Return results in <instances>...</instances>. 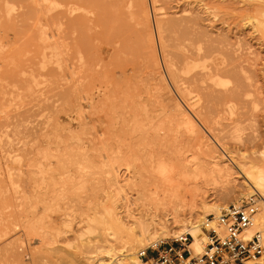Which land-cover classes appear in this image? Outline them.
<instances>
[{
    "label": "rangeland",
    "instance_id": "1",
    "mask_svg": "<svg viewBox=\"0 0 264 264\" xmlns=\"http://www.w3.org/2000/svg\"><path fill=\"white\" fill-rule=\"evenodd\" d=\"M263 12L264 0H0V264H133L104 231L87 232L88 217L100 213L95 205L107 193L123 213L136 214L146 185L161 186L168 177L172 185H163L170 205L157 211L159 218L194 215L211 205L221 211L251 196L256 214L262 212L264 197L247 193L235 170L228 182L215 185L202 179L194 185L157 170L199 156L192 123L201 125L203 141L227 149L236 161L263 151ZM177 25L182 31L188 26L190 34L183 36ZM190 74L201 76L195 81ZM189 76L196 86L187 83ZM187 87L193 88L189 97ZM159 190L154 197H162ZM66 213L69 230L60 225ZM259 226L255 230L264 237ZM58 230L62 235L56 236ZM151 240L131 245V253Z\"/></svg>",
    "mask_w": 264,
    "mask_h": 264
},
{
    "label": "bare ground",
    "instance_id": "2",
    "mask_svg": "<svg viewBox=\"0 0 264 264\" xmlns=\"http://www.w3.org/2000/svg\"><path fill=\"white\" fill-rule=\"evenodd\" d=\"M110 3V2H109ZM142 3V2H141ZM103 10V9H102ZM114 15H116V14H114ZM113 15V16H114ZM112 16V17H113ZM145 17V16H144ZM140 18H141V16H140ZM171 18H173L172 16H171ZM184 18V17H183ZM193 18V17H192ZM196 18V17H195ZM108 19V18H107ZM135 19V18H134ZM202 20V19H201ZM112 21H113V19H112ZM180 21V20H179ZM184 22L186 21V19L185 20H183ZM183 21H181V22H183ZM258 21L261 23V24H264V12L263 13H260V14H258ZM190 22H191V20H190ZM146 23L148 24V21H147V18L145 17V18H143L142 19V24H143V26L144 27H146ZM169 23V22H168ZM172 23V22H171ZM170 23V24H171ZM176 23V22H175ZM177 23H179V22H177ZM186 23H188V21H186ZM139 24H140V22H139ZM166 24V23H165ZM164 24V25H165ZM180 24V23H179ZM178 24V25H179ZM177 25V26H178ZM185 25V24H184ZM183 25V26H184ZM187 25V24H186ZM190 25V24H189ZM191 25H192V23H191ZM173 24H171V26L170 27H172V29H173ZM194 26V25H193ZM166 30H171V29H169L170 27L168 26L167 28L165 27V26H163ZM178 27H180V26H178ZM185 28H183V30L185 29V31H186V28L188 27H186V26H184ZM161 28V30H160V33H162V32H164L163 31V29L164 28H162V27H160ZM159 28V29H160ZM175 28H176V26H175ZM182 27H180V29H181ZM143 29V28H142ZM188 29V28H187ZM199 29V28H198ZM174 30V29H173ZM190 30V29H189ZM76 31V30H75ZM142 31V30H141ZM148 31H149V29H148ZM162 31V32H161ZM180 31V33L182 34H184L183 36H185V31H182V29L181 30H179ZM200 31V30H199ZM190 32V31H189ZM166 33H167V31H166ZM177 33V32H176ZM179 33V32H178ZM188 33V31H186V35H189V34H187ZM195 33H198L197 34V37L194 35H192V37H193V39H194V41L195 40H197L198 39V35H199V32H195ZM204 33V32H203ZM164 34V33H163ZM168 34V33H167ZM175 34V33H174ZM190 35V36H191ZM210 35V34H209ZM108 36V35H107ZM166 36V35H165ZM183 36L181 37L180 36V39L182 38V43L181 44H183V41L185 40V39H183ZM174 37V36H173ZM187 37V36H186ZM189 37V36H188ZM195 37H196V39H195ZM202 37V36H201ZM163 38H164V36H163ZM170 38V37H169ZM175 38H177V37H175ZM185 38V37H184ZM217 38V37H216ZM167 39H168V37H167ZM190 39V38H189ZM223 39H224V37H223ZM145 40V39H144ZM179 40V39H178ZM187 40V39H186ZM185 40V41H186ZM191 40V39H190ZM202 40V39H201ZM220 40H221V38H220ZM64 41V40H63ZM66 41V40H65ZM163 41V40H162ZM166 41H168V40H165V42ZM171 41H173V39L171 40ZM170 41V42H171ZM203 41V40H202ZM207 41V40H206ZM210 41V40H209ZM208 41V42H209ZM222 41V40H221ZM175 42H178V41H176V39H175ZM188 42V41H187ZM191 42H193L192 40H191ZM199 42V41H198ZM211 43H212V41H210ZM216 42V40H214V43ZM217 42H219V41H217ZM223 42H224V40H223ZM164 43V42H163ZM189 43H190V41H189ZM200 43V42H199ZM202 43V42H201ZM205 43V42H204ZM58 44V43H57ZM171 44V43H170ZM193 44H195V42H193ZM152 45V44H151ZM150 45V47H152ZM163 45H165V44H163ZM174 46L175 45V43L174 44H171V46ZM178 47H179V45H180V42H179V44H176ZM175 45V46H176ZM185 45V46H184ZM187 45H189V44H183V48H187ZM205 45V44H204ZM210 45V44H209ZM218 45H220V44H218ZM137 46V45H136ZM170 46V47H171ZM180 46H182V45H180ZM191 46H192V44H191ZM191 46H189V47H191ZM207 46V45H206ZM222 46V45H221ZM225 46V45H224ZM233 46V45H232ZM240 46V45H239ZM164 47V46H163ZM188 47V48H189ZM211 46H209V48H210ZM212 47H214L215 48V45L214 46H212ZM223 47V46H222ZM221 47V48H222ZM226 47V46H225ZM68 48V47H67ZM168 48H169V46H168ZM171 48H173V47H171ZM177 48V47H176ZM209 48H206V49H209ZM217 48V47H216ZM193 49V48H192ZM202 48H200V50H201ZM205 49V48H204ZM225 49V48H224ZM177 50V49H176ZM180 50V49H179ZM210 51V54H211V50H213V52H214V49L213 48H211V49H209ZM216 51H218L217 49H215ZM227 50V49H226ZM193 50H191V52H192ZM204 51V50H203ZM206 51V50H205ZM204 51V53L203 54H209L208 53V50H207V52H205ZM228 51H230V49L228 50ZM70 52V51H69ZM167 52H169V51H166V53ZM180 52H181V50H180ZM188 52V51H187ZM63 53H64V50H63ZM130 53V52H129ZM133 52H131V54H132ZM174 53V52H173ZM173 53H171V56L169 55H167L168 57H171V58H175V56L177 55H174ZM197 53V52H196ZM123 54V53H122ZM174 55V57H172L173 55ZM182 54H183V52H182ZM193 54V53H192ZM200 55H201V53H199ZM198 54V55H199ZM205 54V55H206ZM67 55V54H66ZM188 55V54H187ZM196 55V54H195ZM91 56V55H90ZM89 56V57H90ZM190 56V55H189ZM193 56H194V54H193ZM203 56V55H202ZM240 56H242V55H240ZM239 56V57H240ZM67 57V56H66ZM132 57V56H131ZM164 57H166V56H164ZM180 58H181V56H179ZM191 57V56H190ZM195 57V56H194ZM230 57V56H229ZM231 58V57H230ZM133 59H135L134 57H133ZM168 59V58H167ZM170 59V58H169ZM195 59V58H194ZM223 59V58H222ZM232 59V58H231ZM127 60V59H126ZM197 60V59H196ZM199 60H200V58H199ZM205 60V59H204ZM207 60V59H206ZM230 60V59H229ZM233 60V59H232ZM129 61V60H128ZM127 61V62H128ZM169 62H173L172 60L170 61V60H168ZM174 61H175V59H174ZM177 61V60H176ZM227 61V60H226ZM155 62V61H154ZM165 62V61H164ZM178 62H180V61H178ZM244 62V61H243ZM242 62V63H243ZM130 63H132V62H130ZM134 63H136V62H134ZM174 63V62H173ZM224 63V62H223ZM72 64V63H71ZM128 64H129V62H128ZM133 64V63H132ZM148 64V63H147ZM217 64V63H216ZM226 64H227V62H226ZM151 65V64H150ZM154 65V64H153ZM174 65V64H173ZM147 66V65H146ZM156 66V65H155ZM176 66V62H175V65H174V67ZM236 66V65H235ZM234 66V67H235ZM243 66V65H242ZM138 67V66H137ZM177 68H178V66H176ZM175 67V68H176ZM91 68V67H90ZM134 68V67H133ZM147 68V67H146ZM224 68V67H223ZM230 68V67H229ZM244 68H245V66H244ZM67 69H68V67H67ZM69 69H71L70 67H69ZM80 69V68H79ZM136 69V68H135ZM152 69V68H151ZM237 69V68H236ZM242 69H243V67H242ZM246 69V68H245ZM244 69V70H245ZM133 70V69H132ZM177 70V69H176ZM229 70L230 69H228V72H229ZM239 70V69H238ZM87 71V70H86ZM92 71V70H91ZM209 71V70H208ZM213 71H215V70H213ZM231 71H232V69H231ZM246 71V70H245ZM79 72V71H78ZM216 72V71H215ZM221 72V71H220ZM223 72V71H222ZM227 72V71H226ZM227 72V73H228ZM239 72V71H238ZM243 72V71H242ZM131 73H132V71H131ZM203 73V72H202ZM202 73H196L195 72V76L197 75V74H202ZM211 73V72H210ZM226 73V74H227ZM244 73V72H243ZM224 74V73H223ZM81 75V74H80ZM191 75V74H190ZM204 75V74H203ZM229 75H230V73H229ZM235 75H237V74H235ZM160 76V75H159ZM158 76V77H159ZM174 76V75H173ZM195 76H193L195 79H197L198 80V77L200 78V76H197V77H195ZM238 76V75H237ZM136 77V76H135ZM178 75L176 74L175 75V77H174V79L175 78H177L178 79ZM181 77V76H180ZM190 77V76H189ZM191 77H192V75H191ZM191 77H190V80L187 82L186 80H185V78H181V79H184V81L185 82H187L188 84H190L189 82H194L195 83V81H197V80H195L193 77V79L195 80V81H191ZM214 78H215V75L213 76ZM217 77V76H216ZM229 77V76H228ZM128 78V77H127ZM144 78H146V75H145V77ZM149 78V77H148ZM238 78V77H237ZM241 78V77H240ZM240 78H238L239 80H240ZM249 78V77H248ZM188 79V78H187ZM202 79V78H201ZM212 79V81H211V83L213 82V78H211ZM235 79V78H234ZM57 80V79H56ZM122 80V79H121ZM141 80V79H140ZM146 81H147V79H145ZM218 81H220L219 79H217ZM217 80H215V81H217ZM232 80H233V78H232ZM231 80V81H232ZM235 80H237V79H235ZM250 80V79H249ZM184 81H182V82H184ZM217 81V82H218ZM116 82V81H115ZM124 82V81H123ZM126 82V81H125ZM157 82V81H156ZM158 82H161V81H158ZM166 82V81H165ZM174 82V81H173ZM179 82V81H178ZM185 82H184V84H185ZM204 82V81H203ZM240 82V81H239ZM117 83V82H116ZM115 83V84H116ZM127 83V82H126ZM168 83V82H167ZM166 83V84H167ZM177 83V82H176ZM202 83V82H201ZM200 83V84H201ZM219 83V82H218ZM238 83V82H237ZM236 83V84H237ZM246 83V82H245ZM65 84V83H64ZM97 84H98V82H97ZM123 84H125V83H123ZM157 84V83H156ZM159 84H161V83H159ZM214 84H216V82L214 83ZM220 84V83H219ZM234 84V83H233ZM236 84H234L235 86H236ZM250 84V83H249ZM80 85V84H79ZM100 84H98V86H99ZM192 85H195L196 86V83L195 84H192ZM198 85V84H197ZM210 85H212V84H210ZM238 85V84H237ZM52 86V85H51ZM57 86V85H56ZM90 86V85H89ZM101 86V85H100ZM106 86V85H105ZM118 86H119V83H118ZM145 85H143V87H144ZM170 86V85H169ZM174 86H175V84H174ZM195 86H193L194 88H195ZM203 86H206V85H203ZM203 86H201V87H203ZM207 86H208V84H207ZM214 86V85H213ZM241 87H242V85H240ZM248 86V85H247ZM92 87V86H91ZM103 87V86H102ZM179 87V86H178ZM182 87H183V85H182ZM186 87V86H185ZM184 87V88H185ZM200 88V86L198 85L197 87H196V89L197 88ZM208 87H210V86H208ZM212 87V86H211ZM66 88H68L69 89V85L66 87ZM125 88H127V87H125ZM148 88V87H147ZM147 88H145V89H147ZM163 88V87H162ZM180 88V87H179ZM204 88V87H203ZM245 88V87H244ZM103 89V88H102ZM195 89V90H196ZM205 89V88H204ZM209 89H211V88H209ZM100 90V89H99ZM163 90H165L164 88H163ZM183 90V89H182ZM181 90V91H182ZM191 90H193V88L191 89ZM191 90H189V88L187 87L186 88V92L187 93H185V94H187V97H189V95H190V93H191ZM198 90V89H197ZM215 90V89H214ZM217 90V89H216ZM215 90V91H216ZM66 91V90H65ZM102 91V90H101ZM120 91V90H119ZM145 92H147V90H144ZM181 91H180V94H181ZM212 91V90H211ZM214 91V92H215ZM249 91H251V90H249ZM193 92V91H192ZM195 92H197V91H195ZM199 92H200V90H199ZM199 92H197V93H199ZM221 92V91H220ZM240 92V91H239ZM58 93H60L59 91H58ZM68 93V92H67ZM66 93V94H67ZM179 93V92H178ZM211 92H209V94H208V96H213V98H215V94L213 93V95H211L210 94ZM222 93V92H221ZM233 93V92H232ZM241 93V92H240ZM61 94V93H60ZM60 94H59V96H60ZM64 94V93H63ZM65 94V95H66ZM115 94H116V92H115ZM174 94V93H173ZM200 94V93H199ZM201 94L202 95H204L205 94V96L207 95V93L204 91V92H201ZM236 94H238V93H235V95ZM62 95V94H61ZM148 95V94H147ZM194 95H196V94H194ZM215 95V96H214ZM227 95V94H226ZM234 95V96H235ZM241 95V94H240ZM253 95V94H252ZM251 95V96H252ZM70 96V95H69ZM87 96V95H86ZM85 96V97H86ZM89 96H90V94H89ZM128 96V95H127ZM165 96V95H164ZM238 96V95H237ZM62 97V96H61ZM186 97V98H187ZM200 97V96H199ZM62 98H64V96L62 97ZM97 98V97H96ZM129 98V97H128ZM157 98V97H156ZM184 98V97H183ZM223 98V97H222ZM221 98V99H222ZM61 99V98H60ZM162 99H164V98H162ZM177 99V98H176ZM199 99V98H198ZM204 99V98H203ZM205 99H207V96L205 97ZM208 99H209V97H208ZM216 99H217V97H216ZM219 97H218V99L217 100H221ZM188 100V99H187ZM202 100V99H201ZM233 100H234V98H233ZM145 101V100H144ZM164 101V100H163ZM190 101V100H189ZM191 101H192V99H191ZM215 101V100H214ZM249 101V100H248ZM84 102V101H83ZM89 102H91V101H89ZM160 102V101H159ZM187 102V101H186ZM242 102H244V101H242ZM258 102V101H257ZM165 103V102H164ZM181 103V102H180ZM216 103V102H215ZM218 103V102H217ZM60 104V103H59ZM67 105H68V103H66ZM78 104V103H77ZM112 104V103H111ZM132 104V103H131ZM177 104V103H176ZM243 104V103H242ZM246 104H247V102H246ZM147 105H149V104H147ZM215 105V104H214ZM52 106V105H51ZM100 106V105H99ZM127 106V105H126ZM125 106V107H126ZM169 106V105H168ZM175 106V105H174ZM174 106H173V108H174ZM205 106V105H204ZM209 106V105H208ZM124 107V106H123ZM93 108V107H92ZM102 108V107H101ZM172 108V107H171ZM179 108V107H178ZM59 109H61V107L59 108ZM99 109V108H98ZM180 109V108H179ZM211 109H212V107H211ZM200 110V109H199ZM80 111V110H79ZM96 111V110H95ZM130 111V110H129ZM128 111V112H129ZM207 111V110H206ZM209 111V110H208ZM51 112V111H50ZM220 112V111H219ZM53 113V112H52ZM52 113H51V115H52ZM56 113V112H55ZM151 113V112H150ZM168 113V112H167ZM179 113V112H178ZM201 113V112H200ZM203 113V112H202ZM207 113V112H206ZM137 114V113H136ZM181 113H179V116H180V118H181V115H180ZM53 115H55V114H53ZM169 115H172V113H170ZM112 116V115H111ZM176 116H177V113H176ZM214 117V116H213ZM122 118V117H121ZM120 118V119H121ZM54 120V119H53ZM145 120V119H144ZM159 120V119H158ZM112 121V120H111ZM182 121V120H181ZM108 122V121H107ZM204 122V121H203ZM37 123V122H36ZM130 123V122H129ZM155 123V122H154ZM185 123V122H184ZM63 124V123H62ZM61 124V125H62ZM104 124V123H103ZM196 124V123H195ZM204 124L206 125V122H204ZM54 125H56V123L54 124ZM60 125V126H61ZM89 125H91V124H89ZM156 125V124H155ZM197 125V124H196ZM196 125H194L193 123H192V127L193 128H196L195 129V131H194V136L196 137V141L198 142V144L200 145V153H199V156H197V157H184V158H182V159H180L179 160V162H177L178 164H177V166L175 167V166H173V165H170L169 167L168 166H166L165 167V169H163V168H159L158 169V167H157V171H159V173L161 174V175H163V174H165V173H167V172H169L170 174H172V175H174V176H176V178H180V179H191V182H193L194 183V185H196V183H197V180H199V179H202L205 183H206V185H207V183L209 182V181H211V183L212 184H216V183H226V182H228V180H229V178L234 174V170H235V172H236V174H240V176L243 178V182H244V184H245V189L248 191L247 193H252L253 192V194L252 195H254V194H258L259 196H263L264 197V149H263V151H261V152H259L258 153V157H254V158H250L247 162H239V161H236L233 157H232V155H231V153L227 150V149H225V148H218L216 145H212V143H208L207 141H203V139L205 138L198 130H200V129H198L199 127H198V125H197V127H196ZM35 126V125H34ZM48 126V125H47ZM191 126V125H190ZM199 126H201V125H199ZM223 126V125H222ZM38 127H41L40 126V124H39V126ZM82 127V126H81ZM113 127V126H112ZM111 127V128H112ZM151 127V126H150ZM166 127V126H165ZM33 128V127H32ZM84 128H85V126H84ZM91 128V127H90ZM232 128V127H231ZM79 129H81V128H79ZM78 129V130H79ZM221 129V128H220ZM223 129V128H222ZM222 129L220 130V132L222 131ZM225 129V128H224ZM56 130V129H55ZM59 130V129H58ZM191 130V129H190ZM218 130V129H217ZM75 131V130H74ZM73 132V131H72ZM32 134V133H31ZM204 134V133H203ZM206 134H207V132H206ZM53 136H54V133L52 134ZM64 136H66L65 134H63ZM100 135V134H99ZM221 135H223V134H221ZM43 136V135H42ZM48 136H50V135H48ZM68 137V136H67ZM152 137V136H151ZM209 137H211V136H208V139H209ZM220 136H218V138H219ZM223 137V136H222ZM225 137V136H224ZM227 137V136H226ZM33 138V137H32ZM212 139V138H211ZM222 139V138H221ZM241 139H242V137H241ZM249 139V138H248ZM217 140V139H216ZM219 140V139H218ZM137 141V140H136ZM188 141V140H187ZM242 141V140H241ZM58 142V141H57ZM212 142V141H211ZM246 142H247V140H246ZM249 142V141H248ZM119 143V142H118ZM214 143V142H213ZM79 144V143H78ZM117 144V143H116ZM215 144H216V142H215ZM191 145V144H190ZM110 146H111V144H110ZM63 147V146H62ZM89 147V146H88ZM183 147V146H182ZM189 148V147H188ZM131 149V148H130ZM129 149V150H130ZM185 149H186V147H185ZM190 153V152H189ZM45 155H47V154H45ZM43 156V155H42ZM49 156V155H48ZM125 156V155H124ZM50 158V157H49ZM123 158V157H122ZM42 159H43V157H42ZM55 159V158H54ZM103 159V158H102ZM69 161V160H68ZM124 161V160H123ZM56 162V161H55ZM124 163V162H123ZM120 165V164H119ZM115 167V166H114ZM50 169V168H49ZM65 169V168H64ZM118 169V168H117ZM146 169V168H145ZM110 171V170H109ZM112 171H114V170H112ZM125 172V171H124ZM102 173V172H101ZM104 173H106L105 171H104ZM115 173V172H114ZM122 173V172H121ZM140 173V172H139ZM94 174V173H93ZM110 174H112V173H110ZM168 174V173H167ZM166 174V175H167ZM99 175V174H98ZM114 175V174H113ZM88 176V175H87ZM116 176H117V174H116ZM114 177V176H113ZM112 177V178H113ZM77 178V177H76ZM138 178V177H137ZM114 179H116V177L114 178ZM71 180V179H70ZM153 181V180H152ZM184 181V180H183ZM232 181V180H231ZM79 182V181H78ZM120 182V181H119ZM141 182V181H140ZM160 183V182H159ZM164 183H166V185H172V179H170V177H168L167 179H165L163 182H161L160 184H161V186H159L158 184H156L157 186L156 187H154V185H153V183H150L149 185L147 184L146 186V188H144L143 186H145V184L142 186L145 190H146V195L147 196H145V197H143V198H141V199H143V204H140V208L139 207H137V209H139V210H137L136 209V214L135 213H133V212H130V213H123V211H121V207L116 203V202H114V201H110V199L109 198H107V195H108V193H107V195H105L104 196V198L99 202V203H97L96 205H95V207L96 208H99L100 209V213L99 214H97L96 216H94V217H92V216H90V217H88L89 219H88V224L86 225L87 226V232L88 233H93L95 230H98V231H104V235H105V237H107V239L109 240V241H112V242H116V243H118L119 245H120V247H121V249L123 250V251H127V252H129L128 253V256H130L131 257V260L133 261V264H146V263H144V262H140L138 259H137V257H136V255L134 256L132 253H131V245H136L137 246V244H139V243H141L142 241H144L145 239L148 241V239H152L151 240V244H153V243H156V242H158V241H160V239L161 238H159L160 236H166V235H168V234H170V233H172V234H176V233H187V234H189L190 236H191V238H192V241H191V244H190V249L193 251V253L194 254H198V253H200L201 252V249H202V246H203V244H204V241H205V238H204V234H203V232H202V230H201V227H200V225H201V222L203 221V219L206 217V216H208V215H212V216H217L219 213H220V209H221V207H220V205L219 206H210V208H209V210L208 211H205V212H200V211H196V213H194V215L193 214H188V216H186V214H185V216L184 217H180L179 215H173V216H166L164 219H162V218H159V216H158V214H157V211H158V213L160 214V212H159V210H163L168 204H169V198H170V196L171 195H169L170 193H168L167 192V189L166 188H164ZM174 183L175 182H173V185H174ZM221 184H219V185H221ZM228 184V183H227ZM135 185V184H134ZM165 185V186H166ZM240 185V184H239ZM238 185V186H239ZM213 186V185H212ZM223 186V185H222ZM107 187V186H106ZM163 187V188H162ZM195 187V186H194ZM159 188L161 189V190H159ZM97 189V188H96ZM143 189V190H144ZM157 190H159V192L161 191L162 192V197L161 198H159V197H154V196H158V192H157ZM227 190H229V188H227ZM232 191V190H231ZM85 192V191H84ZM108 192H109V190H108ZM228 192V191H227ZM135 193H137V192H135ZM97 194H99V193H97ZM114 194V193H113ZM138 194V193H137ZM136 195V194H135ZM169 195V196H168ZM176 195V194H175ZM227 195V194H226ZM138 196V195H137ZM188 196H190V194L188 195ZM98 197V196H97ZM101 197V196H100ZM139 197H141V196H139ZM138 197V198H139ZM95 198V197H94ZM102 198V197H101ZM154 198H157L156 199V203H153L154 202ZM221 198V197H220ZM42 199V198H41ZM173 199V198H172ZM84 200V199H83ZM86 200V199H85ZM84 200V201H85ZM169 200V201H168ZM264 200V199H263ZM38 201V200H37ZM221 201V200H220ZM130 202V201H129ZM179 202V201H178ZM138 203H140V202H138ZM77 204V203H76ZM172 205H173V203H171ZM39 205V204H38ZM170 205V204H169ZM175 205V204H174ZM176 205H177V203H176ZM209 205V204H208ZM130 206V205H129ZM134 206V205H133ZM179 206V205H178ZM177 206V207H178ZM93 207V206H92ZM208 207V206H207ZM175 209H176V207H174ZM198 208V207H197ZM67 209V208H66ZM131 209V208H130ZM170 209V208H169ZM174 209V210H175ZM206 209V208H205ZM78 210V209H77ZM93 210V209H92ZM199 210V209H198ZM55 211V210H54ZM75 211V210H74ZM83 211V210H82ZM126 211V210H125ZM176 211V210H175ZM165 212V211H164ZM86 213V212H85ZM94 213V212H93ZM92 213V214H93ZM162 213V212H161ZM174 213H176L177 214V212H174ZM187 213H190V212H187ZM193 213V212H192ZM196 214V215H195ZM68 216H70V215H67V213L66 214H64V220L61 222V224L60 225H62V228H64L65 230L66 229H68L69 227H70V220H68ZM62 218V217H61ZM72 217H70V219H71ZM255 221H256V225L258 226V225H260L259 227H262V232H264V202H263V204H262V212H260V213H257L256 215H255ZM255 221H254V229L257 227L256 225H255ZM257 221H258V223H257ZM60 223V222H59ZM21 224H22V222H21ZM58 225V224H57ZM55 226V225H54ZM57 227H59V226H57ZM47 229V228H46ZM60 229V228H59ZM259 229V228H258ZM69 230V229H68ZM260 230V229H259ZM260 230V231H261ZM59 231V230H58ZM63 231V230H62ZM56 232V231H55ZM60 234V231L59 232H56V236H58L59 234ZM87 233V234H88ZM96 233H99V232H97L96 231ZM65 234V233H64ZM60 235H62V234H60ZM66 235V234H65ZM250 235V234H249ZM41 236H43L44 237V239H45V236L47 237L48 235H47V232H44L43 233V235H41ZM92 238H93V236H91ZM42 238V237H41ZM162 238H164V237H162ZM264 238V237H263ZM50 239V238H49ZM52 239V238H51ZM43 240V239H42ZM107 240V241H108ZM43 241H45V240H43ZM48 241V240H47ZM146 242V241H145ZM45 243V242H44ZM115 243V244H116ZM135 245H134V247H135ZM100 249V248H99ZM107 250H105V252H106ZM100 252V251H99ZM106 255H107V257H110L111 255H113L112 254V252L111 251H107L106 252ZM105 255V256H106ZM104 256V257H105ZM134 258V259H133ZM68 263V262H67ZM70 263V262H69ZM72 263V262H71ZM96 263H98V264H101V263H99V260H98V262H96ZM61 264H62V262H61ZM103 264V263H102Z\"/></svg>",
    "mask_w": 264,
    "mask_h": 264
},
{
    "label": "built area",
    "instance_id": "3",
    "mask_svg": "<svg viewBox=\"0 0 264 264\" xmlns=\"http://www.w3.org/2000/svg\"><path fill=\"white\" fill-rule=\"evenodd\" d=\"M256 212L251 196L239 205H229L217 216H206L200 225L205 241L198 254L190 249L191 236L181 233L148 244L136 257L146 264H264V238L254 229Z\"/></svg>",
    "mask_w": 264,
    "mask_h": 264
}]
</instances>
